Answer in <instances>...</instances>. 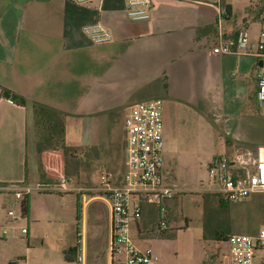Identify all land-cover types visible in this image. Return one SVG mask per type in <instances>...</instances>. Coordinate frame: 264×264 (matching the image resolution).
<instances>
[{"label": "crops", "instance_id": "1", "mask_svg": "<svg viewBox=\"0 0 264 264\" xmlns=\"http://www.w3.org/2000/svg\"><path fill=\"white\" fill-rule=\"evenodd\" d=\"M255 1L149 0L148 18L133 21L125 14L124 0H92L88 4L71 0H0L1 208L17 205L5 189L9 183L46 189L37 195L66 194L62 193L65 189L56 188L58 178L63 177L62 153L54 148L36 150L30 102L65 113L64 133L67 119L81 121L76 127L69 125L87 137L68 146L70 165L74 166L71 173L77 171V150H83L85 161L89 152L93 158L103 153L116 122L123 129L127 108L152 98L140 94L150 87L159 89L163 103H169V122L164 123L166 107L161 117L165 133L172 135L180 122L186 121L193 129L198 122L201 129L209 133L216 130L225 138L217 145L223 153L264 146V141L250 147L239 144L260 124V118H252L249 95L252 90L254 97V75L264 61L211 52L218 33L232 38L244 25L254 40L264 30V18L255 17L252 25L245 12ZM93 22L109 31V42L94 44L81 33L83 24ZM1 90L23 97L27 104L13 103L1 95ZM183 105L190 107L191 115L182 111L179 106ZM122 146L118 171L111 170L107 161L101 163L104 168L99 173L107 172L113 185L121 182L124 137ZM52 170L57 171L56 177ZM77 194L78 232L71 255L80 257L79 264H111L116 255L110 250L109 202L101 195ZM100 205L105 209V244L96 234V227L89 238L88 217L102 221ZM53 213L52 208L41 209L42 216L51 217ZM29 217L32 221L38 219L31 209ZM0 218L7 220L4 212ZM153 220V210L143 206L141 218L131 225L141 233ZM131 232L129 229L130 237Z\"/></svg>", "mask_w": 264, "mask_h": 264}, {"label": "rangeland", "instance_id": "2", "mask_svg": "<svg viewBox=\"0 0 264 264\" xmlns=\"http://www.w3.org/2000/svg\"><path fill=\"white\" fill-rule=\"evenodd\" d=\"M239 14L240 12L235 16L237 22ZM249 19L255 25L254 19ZM160 92L159 89L150 87L141 90L140 94L160 98ZM249 100L252 118L261 119L258 129L250 130L251 135L239 141L240 145L250 147L264 141V103L256 104L252 90ZM168 104L162 101L161 117L166 107L165 124L169 122ZM179 107L187 114H192L189 106ZM78 122L81 121L67 119V129L63 135L66 146L76 144L79 140H87L83 131L76 133V130L69 127L77 126ZM120 124L119 121L116 122V128L107 139L108 148L98 157L93 158L89 152L88 161H85L81 155L83 150H77L79 162L76 164V173H71L74 166L70 165V157L62 156L61 173L67 180L66 189L62 193L66 194L61 197L55 194L37 195L39 190L45 188L31 186L29 194L27 193L28 215L24 217L19 216L15 203L1 208L0 200V215L4 212L6 216V210L11 209L17 217L12 220L6 216L5 221L0 218V264H25V261L27 264H75L73 258L64 257V251L76 241L77 193L99 195L95 179L104 168L102 162L107 161V166L113 171L119 170L124 137ZM178 124L179 127L175 128L172 135L165 133L162 128L161 180L175 189L166 205L167 228L160 231L153 220L149 229L137 233L130 224L131 237L135 247L143 252L148 251L156 264H227L223 256L228 253V245L226 240H215L214 230L227 232L228 236L231 233L255 235L260 229H264V192L251 194L236 202L220 203L216 195L206 191L208 181L205 164L212 156L223 154L224 150L217 148V145L223 143L225 138L216 130L209 133L201 129L198 122L195 129L187 127L186 121ZM55 150L61 152L59 148ZM52 172L56 177L57 171ZM55 179L53 178L54 182ZM43 207L52 208V212L54 210L56 214L53 213L51 217L42 216ZM99 207L102 221L88 217L89 238L92 228L96 227V234L105 244V209L101 205ZM29 209L35 212L38 219L31 220ZM21 227L27 229L26 237L21 236ZM116 257L119 258L120 255L116 254Z\"/></svg>", "mask_w": 264, "mask_h": 264}, {"label": "built area", "instance_id": "3", "mask_svg": "<svg viewBox=\"0 0 264 264\" xmlns=\"http://www.w3.org/2000/svg\"><path fill=\"white\" fill-rule=\"evenodd\" d=\"M71 1L88 4L92 0ZM148 10L149 0H124V11L130 20H146ZM80 31L94 44L111 40L109 31L98 22L83 24ZM211 52L251 56L264 61V30H260L254 40L249 38L244 25L237 29L232 38H223L218 33ZM254 87V97L260 105L264 103V66L254 75ZM123 131L121 182L111 184L107 172L97 176L99 195L105 197L110 205V250L112 254L120 255L113 258L111 264H156L148 251L143 252L135 247L129 229L132 222L141 218L143 206L153 210L160 231L167 228L165 203L173 197L175 189L164 184L160 175L163 145L161 99L149 98L129 106L123 118ZM205 169L208 181L206 191L223 202H236L251 194L264 192V146L215 155L205 164ZM58 179L56 188L66 189L63 177ZM5 189L17 201V207L22 196L30 192V187L16 183H9ZM6 216L17 219L11 209L6 210ZM19 231L22 237H26L25 227ZM226 243L228 253L223 257L227 264H264V229L255 235L231 233ZM73 259L75 264H79V256L74 255Z\"/></svg>", "mask_w": 264, "mask_h": 264}, {"label": "trees", "instance_id": "4", "mask_svg": "<svg viewBox=\"0 0 264 264\" xmlns=\"http://www.w3.org/2000/svg\"><path fill=\"white\" fill-rule=\"evenodd\" d=\"M245 12L248 17L255 18L260 17L264 18V0H258L253 3H250L246 8ZM1 95L5 98H9L13 103L25 106L27 101L18 95H14L13 93H9L6 90H1ZM32 115V126L35 132V147L36 150H40L42 148H59L61 150L62 156L69 155L70 147L66 146L63 142V134H64V117L65 113L53 109L51 107L36 103H29ZM48 192V191H44ZM28 194H24L22 198L18 202V209L20 212V216L24 217L28 214ZM219 202L222 204H226L219 199ZM78 218H79V205L78 200L75 208V219L76 223V238L78 232ZM215 240H223L225 241L227 238V232L214 230L213 232ZM74 247L67 248L64 251V257L66 259L73 258L71 252L74 251Z\"/></svg>", "mask_w": 264, "mask_h": 264}]
</instances>
